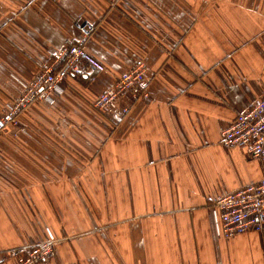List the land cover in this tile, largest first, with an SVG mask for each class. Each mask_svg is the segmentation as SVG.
I'll return each mask as SVG.
<instances>
[{
  "label": "crops",
  "instance_id": "1",
  "mask_svg": "<svg viewBox=\"0 0 264 264\" xmlns=\"http://www.w3.org/2000/svg\"><path fill=\"white\" fill-rule=\"evenodd\" d=\"M78 18L105 69L0 133V264L50 236L48 264H264V231L223 238L210 209L264 175L221 144L264 92V0H0V112L78 42ZM137 63L146 96L97 110Z\"/></svg>",
  "mask_w": 264,
  "mask_h": 264
},
{
  "label": "built area",
  "instance_id": "2",
  "mask_svg": "<svg viewBox=\"0 0 264 264\" xmlns=\"http://www.w3.org/2000/svg\"><path fill=\"white\" fill-rule=\"evenodd\" d=\"M80 34L77 43L66 47L58 59L39 71L23 84L19 96L5 111L0 112V133L17 120V114L32 100L55 101L59 83L67 76L93 79L105 66L89 55L81 42L95 29V25L78 18L74 21ZM146 67L137 63L117 76L113 84L100 92L93 106L106 114L114 113L119 98L129 94L138 99L146 96ZM124 108L123 112H126ZM221 144L242 149L253 158L264 159V92L246 111L237 113L231 124L222 132ZM210 209L218 235L228 238L246 231H264V175L248 185L214 200ZM58 239L50 236L20 250L16 264H48Z\"/></svg>",
  "mask_w": 264,
  "mask_h": 264
},
{
  "label": "trees",
  "instance_id": "3",
  "mask_svg": "<svg viewBox=\"0 0 264 264\" xmlns=\"http://www.w3.org/2000/svg\"><path fill=\"white\" fill-rule=\"evenodd\" d=\"M134 100H136V99H134Z\"/></svg>",
  "mask_w": 264,
  "mask_h": 264
}]
</instances>
